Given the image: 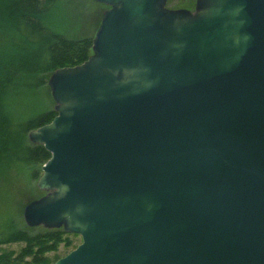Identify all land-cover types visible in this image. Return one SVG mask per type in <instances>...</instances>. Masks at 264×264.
Returning a JSON list of instances; mask_svg holds the SVG:
<instances>
[{"label":"water","instance_id":"water-1","mask_svg":"<svg viewBox=\"0 0 264 264\" xmlns=\"http://www.w3.org/2000/svg\"><path fill=\"white\" fill-rule=\"evenodd\" d=\"M94 1L25 225L80 237L54 264H264V0Z\"/></svg>","mask_w":264,"mask_h":264},{"label":"trees","instance_id":"trees-1","mask_svg":"<svg viewBox=\"0 0 264 264\" xmlns=\"http://www.w3.org/2000/svg\"><path fill=\"white\" fill-rule=\"evenodd\" d=\"M59 0H0V182L14 175L39 176L50 158L28 132L49 123L53 106L36 111L32 96L61 67L83 63L92 53V37L69 38L49 26ZM169 8H180L172 0ZM44 194V192H43ZM62 228L28 227L22 218L0 209V264H54L60 246H77Z\"/></svg>","mask_w":264,"mask_h":264},{"label":"rangeland","instance_id":"rangeland-1","mask_svg":"<svg viewBox=\"0 0 264 264\" xmlns=\"http://www.w3.org/2000/svg\"><path fill=\"white\" fill-rule=\"evenodd\" d=\"M172 2L176 5H184L180 8L193 10L195 0H172ZM107 8L105 4L94 0H59L49 13V26L69 38L93 37ZM48 77L45 85L33 93L35 95L32 96L31 103L36 111L54 105L47 83ZM38 177L29 178L26 175L24 178L18 174L3 178L0 182V209L22 218L24 206L43 195V191L36 186ZM73 239L74 243H79L78 237ZM66 251L60 246L57 253L63 257Z\"/></svg>","mask_w":264,"mask_h":264}]
</instances>
